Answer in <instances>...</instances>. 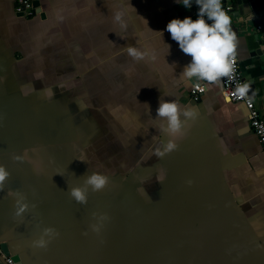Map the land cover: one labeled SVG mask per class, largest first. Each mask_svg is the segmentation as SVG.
Segmentation results:
<instances>
[{"label": "crops", "instance_id": "1", "mask_svg": "<svg viewBox=\"0 0 264 264\" xmlns=\"http://www.w3.org/2000/svg\"><path fill=\"white\" fill-rule=\"evenodd\" d=\"M37 1L41 12L28 16L0 0L4 253L17 264H264V151L248 106L230 101L220 79L194 99L203 79L185 75L191 57L166 29L195 19V0L190 9L176 0ZM262 16L248 15V25L231 16L261 111ZM160 98L195 110L182 134L163 131ZM170 139L176 147L157 155ZM94 171L110 181L78 203L69 189ZM10 193L28 204L20 216ZM46 227L57 234L36 247Z\"/></svg>", "mask_w": 264, "mask_h": 264}, {"label": "clouds", "instance_id": "2", "mask_svg": "<svg viewBox=\"0 0 264 264\" xmlns=\"http://www.w3.org/2000/svg\"><path fill=\"white\" fill-rule=\"evenodd\" d=\"M176 2L189 9L193 4V0H176ZM195 4L198 5L195 19L191 16H185L183 19L173 18L167 23L166 29L172 39L178 42L183 53L191 57V60L183 68L185 75L189 78L217 81L220 77L228 76L232 71L236 35L230 27L231 19L224 10L221 0H195ZM116 19L120 20L119 13L116 14ZM128 51L129 55L136 58H141L144 55L134 47H129ZM245 88L246 86L238 87L237 91L243 94ZM156 113L157 117L163 118V131L169 136L182 134L187 120L196 116L194 109H181L176 101L161 100V98ZM175 147L176 144L170 139L161 149L157 150V155L163 156ZM8 174L5 167L0 166V181L5 180ZM109 181L108 175L94 171L85 176L82 185L70 187L69 192L75 201L84 204L87 202L89 189L100 191L108 185ZM10 194L16 197L15 215H22L28 209L27 202L20 193ZM105 218L101 216L100 221L102 222ZM92 228L98 232L100 224H93ZM56 234L53 228L46 227L40 237L33 241V244L36 247L44 248Z\"/></svg>", "mask_w": 264, "mask_h": 264}, {"label": "built area", "instance_id": "3", "mask_svg": "<svg viewBox=\"0 0 264 264\" xmlns=\"http://www.w3.org/2000/svg\"><path fill=\"white\" fill-rule=\"evenodd\" d=\"M222 6L226 13L231 19V29H232V6L226 3V0H221ZM16 12L21 15L31 16L36 12V6L34 0H16ZM257 34L263 45V55H264V25L262 23L256 26ZM232 71L228 76L220 77L222 81L223 90L225 95L230 101H242L249 109V121L250 126L253 131L258 136L261 146L264 151V110L261 111L256 105L255 100L250 96L248 92V86L244 79L243 73L240 68V62L237 57L236 51L235 55L232 57ZM264 65V57H263ZM214 81L203 80L202 82H194L191 88V96L194 99H199L202 94H204L208 89V84ZM246 86L243 94L237 91L238 87ZM0 264H17V261L11 255H6L2 249V241L0 239Z\"/></svg>", "mask_w": 264, "mask_h": 264}, {"label": "water", "instance_id": "4", "mask_svg": "<svg viewBox=\"0 0 264 264\" xmlns=\"http://www.w3.org/2000/svg\"><path fill=\"white\" fill-rule=\"evenodd\" d=\"M230 1L232 2V13L236 16H241L242 19H240L245 25L249 24V19H247V16L250 14H254L256 17L262 18L264 15V0H226V3ZM34 4L36 6V12H41V8L39 7V1H34ZM260 20V19H259ZM258 23H261L260 21H257ZM251 90V87L248 88V91ZM197 102V100H195ZM5 248V245L2 244L3 252ZM6 255H9L6 253Z\"/></svg>", "mask_w": 264, "mask_h": 264}]
</instances>
